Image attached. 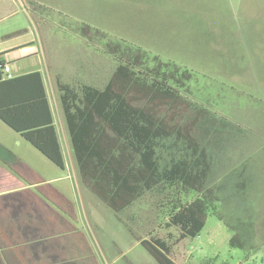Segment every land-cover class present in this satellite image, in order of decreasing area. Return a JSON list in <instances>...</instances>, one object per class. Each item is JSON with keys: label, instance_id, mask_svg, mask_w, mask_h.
<instances>
[{"label": "trees", "instance_id": "obj_1", "mask_svg": "<svg viewBox=\"0 0 264 264\" xmlns=\"http://www.w3.org/2000/svg\"><path fill=\"white\" fill-rule=\"evenodd\" d=\"M83 29L87 31L81 30L83 37L91 43L97 41L88 32L106 39L104 53L114 62L104 80L55 82L56 100L83 183L116 216L152 192L168 190L172 199L165 226L178 231L175 244L198 236L211 214L233 232L230 248L254 249V240L262 234L259 211L252 203V197H257L253 193L255 146L237 135L228 136L227 146L245 147L246 167L221 166L210 139L197 134L207 116L195 101L192 71L140 47L113 41L88 26ZM97 65L93 70L101 71L100 62ZM4 66L0 60V120L64 169L41 73L7 79ZM191 194L194 197L187 201ZM140 245L157 264H175L166 241L150 237Z\"/></svg>", "mask_w": 264, "mask_h": 264}, {"label": "rangeland", "instance_id": "obj_2", "mask_svg": "<svg viewBox=\"0 0 264 264\" xmlns=\"http://www.w3.org/2000/svg\"><path fill=\"white\" fill-rule=\"evenodd\" d=\"M32 1L39 5L32 18L35 30L19 8L14 19L0 20V33L16 23L20 29H28L26 39L36 32L44 47L54 45L45 54L55 82L106 79L114 62L104 53L103 36L88 32L97 41L93 43L83 37L81 30L88 26L113 41L140 47L193 72L195 101L207 116L197 134L210 139L221 166L246 167L245 147L227 146L228 136L234 139L237 135L256 148L253 193L257 197H252V203L259 211L262 234L254 240V249L230 248L233 232L211 214L198 236L175 244L178 231L165 226L166 208L172 199L166 190L152 192L121 212L122 228L115 218L113 226L106 224L111 228L107 236L122 240V257L116 264H157L140 245L150 237L171 245L175 264H264V0ZM98 62L101 71L93 70ZM56 69L61 72H54ZM50 97L57 101L55 86ZM56 172L58 177L66 176ZM193 197L191 194L186 200Z\"/></svg>", "mask_w": 264, "mask_h": 264}, {"label": "crops", "instance_id": "obj_3", "mask_svg": "<svg viewBox=\"0 0 264 264\" xmlns=\"http://www.w3.org/2000/svg\"><path fill=\"white\" fill-rule=\"evenodd\" d=\"M38 6L32 0H0V20L14 19L21 8L35 30ZM27 31L12 23L0 33V60L12 77L41 73L64 169L0 120V264H116L122 240L110 239L106 224L115 218L122 228L121 213L114 215L80 179L58 103L50 97L56 83L45 51L55 46L44 47L36 32L26 39ZM57 170L66 176L58 177Z\"/></svg>", "mask_w": 264, "mask_h": 264}, {"label": "built area", "instance_id": "obj_4", "mask_svg": "<svg viewBox=\"0 0 264 264\" xmlns=\"http://www.w3.org/2000/svg\"><path fill=\"white\" fill-rule=\"evenodd\" d=\"M3 72L6 74V78H7V79L12 78V76L9 74V73H10V68H9V66L5 65L4 68H3Z\"/></svg>", "mask_w": 264, "mask_h": 264}]
</instances>
